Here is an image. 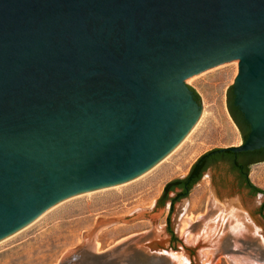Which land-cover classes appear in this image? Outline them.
I'll return each mask as SVG.
<instances>
[{
	"label": "water",
	"instance_id": "obj_1",
	"mask_svg": "<svg viewBox=\"0 0 264 264\" xmlns=\"http://www.w3.org/2000/svg\"><path fill=\"white\" fill-rule=\"evenodd\" d=\"M234 61L227 107L234 90L250 134L244 142L237 125L243 144L215 155L264 148V0H0V241L65 200L159 163L201 116L186 82ZM205 176L207 215L189 217L183 237L190 192L171 204L167 226L161 199L100 219L56 264H212L226 216L264 248V195L239 194L223 166ZM140 222L152 228L98 252L102 230Z\"/></svg>",
	"mask_w": 264,
	"mask_h": 264
},
{
	"label": "rangeland",
	"instance_id": "obj_2",
	"mask_svg": "<svg viewBox=\"0 0 264 264\" xmlns=\"http://www.w3.org/2000/svg\"><path fill=\"white\" fill-rule=\"evenodd\" d=\"M239 62L234 61L206 71L186 83L202 101L204 115L187 141L167 160L134 180L65 200L17 233L0 241V264H56L69 251L77 249L100 219L127 218L138 209L152 208L166 186L186 177L195 163L215 149H228L243 144L240 129L227 107L228 89L235 84ZM250 181L264 191V162L252 166ZM212 179L205 176L189 193V206L180 220L179 237L198 217L206 216ZM171 201L166 202L160 226H167ZM228 217V216H227ZM235 225V224H234ZM229 218L221 231L220 256L212 264H264V248L252 239L253 232L235 230ZM152 228L147 222L106 228L97 237L98 252Z\"/></svg>",
	"mask_w": 264,
	"mask_h": 264
},
{
	"label": "flooded vegetation",
	"instance_id": "obj_3",
	"mask_svg": "<svg viewBox=\"0 0 264 264\" xmlns=\"http://www.w3.org/2000/svg\"><path fill=\"white\" fill-rule=\"evenodd\" d=\"M229 109L231 116L233 117V119L235 120V122L237 123V125L240 127V129L244 134V142H245L250 134V125L246 120L244 114L235 105L234 90L231 91V93L229 94ZM217 155L213 154L212 156L206 158L199 167V169L197 170V172L194 174L193 178L186 185L177 187L176 189L171 191L176 193L175 198L171 200L172 204H175L176 200L179 199L181 195L185 196L191 191L190 188L192 187L193 182L198 178L200 169H203L205 167H208L206 172L214 171L215 168H218L220 166L226 167L229 170L231 176L234 178L236 184L235 189L238 190L239 194L243 192H247V196L249 197H254L256 195H259V194H254L253 188H251L249 185V179H250V170L252 166L264 162V148L253 152H242L237 154L232 153V155L224 158L216 157ZM263 206L264 203L261 205L259 210L256 211V214L263 216V211H262ZM168 231L171 237H173L172 231L171 230ZM172 244H174L173 241Z\"/></svg>",
	"mask_w": 264,
	"mask_h": 264
},
{
	"label": "trees",
	"instance_id": "obj_4",
	"mask_svg": "<svg viewBox=\"0 0 264 264\" xmlns=\"http://www.w3.org/2000/svg\"><path fill=\"white\" fill-rule=\"evenodd\" d=\"M191 89H192V88H191ZM192 90H193V92L195 93L198 102L200 103V97H199V95L197 94V92H196L194 89H192ZM212 155H213V152L208 153V154L204 155L202 158H200V159L198 160V162L193 166V168H192L190 174H189L186 178H184V179H177V180H174V181L170 182V183L166 186V188H165V192H164V194H163V197H162L161 200L159 201V206L161 207V206H164V205H165V198L167 197V195H168V193H169L170 191H173V190L176 189L177 187H180V186L186 185V184H187V183L193 178L194 174L197 172V170L199 169V167L201 166V164L203 163V161H204L206 158H208V157H210V156H212ZM230 155H232V153H231L230 151H226V152H223V153L217 155L216 157L224 158V157H228V156H230ZM207 168H208V167H205V168H203V169H200L199 176H198V178L193 182V185H192V187L190 188V190H191L196 184H198V183L201 181V179L203 178V175H204L205 172L207 171ZM249 185H250L251 188H253V190H254V194H263V195H264V192H263L262 190H260L259 188H257V186H255V185L250 181V179H249ZM181 197H183V196L181 195L180 198H181ZM173 205H174V204H173ZM172 208H173V207H172ZM262 211L264 212V206H263ZM169 221H170V219H169ZM169 230H170V229H169Z\"/></svg>",
	"mask_w": 264,
	"mask_h": 264
},
{
	"label": "bare ground",
	"instance_id": "obj_5",
	"mask_svg": "<svg viewBox=\"0 0 264 264\" xmlns=\"http://www.w3.org/2000/svg\"><path fill=\"white\" fill-rule=\"evenodd\" d=\"M196 77V76H195ZM194 78V77H193ZM204 111L201 113L200 118L198 119L197 123L195 124V126L192 128V130L186 135V137L166 156L164 157L159 163H157L155 166H153L152 168H150L148 171L152 170L153 168H155L158 164H160L161 162H163L164 160H167L172 154H174L175 152H177L187 141H189V139L191 138L192 134L195 132L197 126L199 125L203 115H204ZM146 171V172H148ZM145 172V173H146ZM143 173V174H145ZM142 174V175H143ZM110 188V187H109ZM94 192V191H93ZM90 193V192H89ZM229 218V221L235 226V230L237 231H241V232H247V233H251L252 231H250L248 228L245 227V225L240 222L238 219H236L233 216H226V219ZM187 224V223H186ZM188 225V224H187ZM98 244V243H97ZM99 248V246H98Z\"/></svg>",
	"mask_w": 264,
	"mask_h": 264
}]
</instances>
